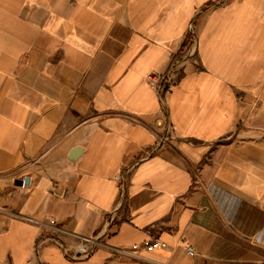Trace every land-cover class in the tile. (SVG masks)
I'll use <instances>...</instances> for the list:
<instances>
[{"label":"crops","instance_id":"obj_1","mask_svg":"<svg viewBox=\"0 0 264 264\" xmlns=\"http://www.w3.org/2000/svg\"><path fill=\"white\" fill-rule=\"evenodd\" d=\"M0 264H264V0H0Z\"/></svg>","mask_w":264,"mask_h":264},{"label":"built area","instance_id":"obj_2","mask_svg":"<svg viewBox=\"0 0 264 264\" xmlns=\"http://www.w3.org/2000/svg\"><path fill=\"white\" fill-rule=\"evenodd\" d=\"M150 80L152 82L153 87H156L157 91L159 92L160 97H162V91H163L162 86L166 80H164L163 77H160L158 75H153ZM121 178H122L121 175H116L114 179L117 181H121ZM119 189H120V197L123 199L124 186L122 182L119 185ZM117 209L118 207H116V209L111 213L110 217L107 219L108 225L111 224L114 213L116 212ZM50 223L54 225V221H50ZM100 240H101V236L99 235L92 237L81 236L79 242L76 243L74 247L63 245L62 243L57 241L55 237L52 238L51 241H53L55 244H57L60 247L65 257L69 259H80L91 256L95 252V250L100 246L101 244ZM166 246H167L166 243L162 241L147 239L140 244L133 245L130 248H121L119 249V251L121 253H130L132 251H137L140 248H145L148 251H152L154 249H164L166 248ZM188 253L190 255L194 254L192 249H188Z\"/></svg>","mask_w":264,"mask_h":264},{"label":"water","instance_id":"obj_3","mask_svg":"<svg viewBox=\"0 0 264 264\" xmlns=\"http://www.w3.org/2000/svg\"><path fill=\"white\" fill-rule=\"evenodd\" d=\"M79 152V149L78 148H75L73 151H72V153H74V154H76V153H78ZM77 155V154H76Z\"/></svg>","mask_w":264,"mask_h":264}]
</instances>
